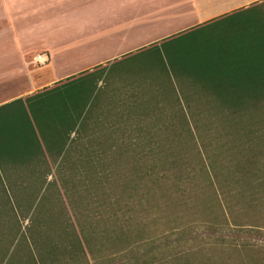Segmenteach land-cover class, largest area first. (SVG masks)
I'll use <instances>...</instances> for the list:
<instances>
[{
	"label": "trees",
	"instance_id": "1",
	"mask_svg": "<svg viewBox=\"0 0 264 264\" xmlns=\"http://www.w3.org/2000/svg\"><path fill=\"white\" fill-rule=\"evenodd\" d=\"M147 51L162 52L165 58L159 55V64L155 60L157 64L147 65L189 77L198 86L200 101L216 109L212 115L241 118L264 106V0L165 38ZM107 74L106 67L99 66L0 105V264H91L88 256L97 251L101 234L95 227L89 237L83 233L76 205L70 214L60 192L54 190L57 195L52 192L50 198L45 195L47 189L57 188V181H48L55 172H78L72 177L74 195L78 193L79 201L94 202L95 210L80 214L89 217L93 226L101 219L97 201L104 190L111 203L123 196L122 191L129 192L127 184L161 181L154 173L162 163L152 145L156 125L136 121L158 116L153 113L157 109H146L143 102L138 106L139 93L129 99L135 103L111 105L112 110L104 112L106 92L98 84ZM220 147L225 158L217 167L208 158L216 186L234 187L237 195L251 194L247 197L255 198L252 211L264 212V142ZM234 195L238 203L235 191ZM22 220L28 221L24 227ZM204 228L209 234L198 243L220 254L244 248L263 256L264 263V242L246 238L264 239L263 230L240 225L232 229L220 208ZM130 242L128 237L122 243L125 260L120 264H164L168 257L158 252L137 254ZM115 256L106 263L101 256L93 264H110Z\"/></svg>",
	"mask_w": 264,
	"mask_h": 264
},
{
	"label": "rangeland",
	"instance_id": "2",
	"mask_svg": "<svg viewBox=\"0 0 264 264\" xmlns=\"http://www.w3.org/2000/svg\"><path fill=\"white\" fill-rule=\"evenodd\" d=\"M225 1L229 3L226 4ZM225 1L223 0L222 11H230L244 3L258 0ZM33 43L35 42L31 41V44ZM38 47V45L30 46L28 50L31 52L23 62L15 48L9 46L0 48V57L7 55V62L0 63V75H7L4 73L13 70L19 74L25 71L21 76L23 79L20 78L22 85H18L19 79L11 80L10 86V83L2 85L4 89L9 86L11 90L16 91L17 85L19 88L23 84L24 87L26 84L30 87L20 91L25 90L29 92L28 94L42 89L45 73L41 72L45 71L50 62L45 66L34 63L33 59L36 55L45 54L37 50ZM159 55L165 61L162 52L159 54L149 51L137 55L123 63L128 66L122 73L109 71L98 87L99 90L106 92L102 104L104 112L112 110L109 108L111 105L118 107L124 103H135L129 99L139 93L141 95L135 99L138 106L143 102L146 109H157L153 113H157L158 116L151 115L136 121L156 125V130L151 134L152 141L155 142L152 145L162 163L158 162L154 173L161 181L159 183L137 181L127 184L129 192L122 191L120 195L123 196L111 203L105 200L108 194L107 190H104L97 201L101 210L99 214L101 219L95 226L88 221L89 217L80 215H88L91 208L95 210V206L92 201H79L78 193L74 195L76 183L72 177L74 173H78L76 170L62 169L63 172L62 170L55 172L48 181H57V188L47 189L45 195L50 198L52 192L57 195L54 190L60 192V197L66 202L70 214H72L71 208L76 205L74 209L83 233L89 237L95 227L101 234L99 235L101 242L95 246L97 251L94 250V253L91 250L92 254L88 256L91 264L96 258L101 260V256L104 257L102 261L106 260V263L112 255H116V259L110 264H120L125 260L123 253L126 247L122 243L127 241L128 237L132 241L130 245L137 254L164 253L168 256L163 261L164 264H207L209 260L215 261V264L223 262L264 264L261 263L263 256L247 252V249L227 250L220 254L219 250H212L211 247L198 243L197 240L209 234L204 228L205 223L209 221L211 215H214L216 208L225 211L232 229L240 225L244 228L264 231V212L260 214L253 212L250 206L255 198L247 197L251 196L249 193L237 195L238 192L234 187L228 188L235 191L237 203L234 201V191L230 194L225 188L226 185L217 187L209 170L208 159H213L217 167L222 158H225V149H221V145L232 149L248 140L254 145L264 142V106L254 109L241 118L230 119L221 115H212L216 109L214 110L213 105L207 106L200 101L198 86L189 77L168 73L155 64L147 65V62H155ZM158 61L161 62L160 59L157 60L158 64ZM19 94L16 93L14 96ZM159 128L162 132H158ZM233 131H235L234 137ZM21 223L24 227L28 221L22 220ZM108 237L110 242H106ZM246 238L254 242H264V239L260 240L256 236ZM117 244L123 246L122 251H119L120 246ZM172 258L177 261L174 259L169 262ZM98 264L104 263L98 262Z\"/></svg>",
	"mask_w": 264,
	"mask_h": 264
},
{
	"label": "crops",
	"instance_id": "3",
	"mask_svg": "<svg viewBox=\"0 0 264 264\" xmlns=\"http://www.w3.org/2000/svg\"><path fill=\"white\" fill-rule=\"evenodd\" d=\"M258 1L222 11L223 0H0V48H15L23 62L38 45L50 62L42 86L51 87L99 66L122 73L124 62L151 45ZM24 72L0 75V105L30 95L20 91L29 84L18 88ZM18 79L11 90L10 81Z\"/></svg>",
	"mask_w": 264,
	"mask_h": 264
},
{
	"label": "built area",
	"instance_id": "4",
	"mask_svg": "<svg viewBox=\"0 0 264 264\" xmlns=\"http://www.w3.org/2000/svg\"><path fill=\"white\" fill-rule=\"evenodd\" d=\"M36 65L45 66L48 62V58L45 54H38L33 59Z\"/></svg>",
	"mask_w": 264,
	"mask_h": 264
}]
</instances>
